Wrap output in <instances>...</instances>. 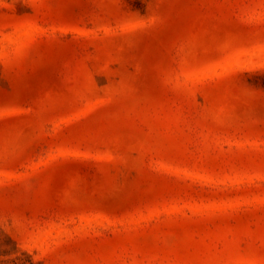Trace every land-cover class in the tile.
<instances>
[{
    "label": "rangeland",
    "instance_id": "374dc122",
    "mask_svg": "<svg viewBox=\"0 0 264 264\" xmlns=\"http://www.w3.org/2000/svg\"><path fill=\"white\" fill-rule=\"evenodd\" d=\"M0 264H264V0H0Z\"/></svg>",
    "mask_w": 264,
    "mask_h": 264
}]
</instances>
